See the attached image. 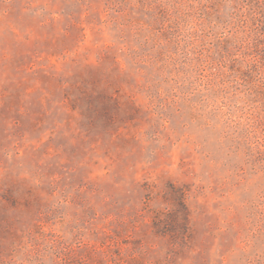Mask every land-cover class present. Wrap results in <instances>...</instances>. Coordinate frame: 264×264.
Masks as SVG:
<instances>
[{"label": "rangeland", "instance_id": "obj_1", "mask_svg": "<svg viewBox=\"0 0 264 264\" xmlns=\"http://www.w3.org/2000/svg\"><path fill=\"white\" fill-rule=\"evenodd\" d=\"M0 264H264V0H0Z\"/></svg>", "mask_w": 264, "mask_h": 264}]
</instances>
